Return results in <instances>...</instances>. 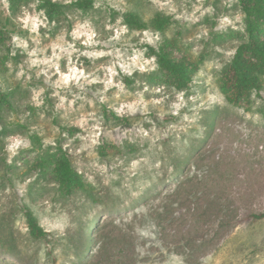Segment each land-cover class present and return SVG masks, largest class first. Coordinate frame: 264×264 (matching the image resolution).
<instances>
[{
  "label": "rangeland",
  "instance_id": "1",
  "mask_svg": "<svg viewBox=\"0 0 264 264\" xmlns=\"http://www.w3.org/2000/svg\"><path fill=\"white\" fill-rule=\"evenodd\" d=\"M41 1L0 0V264H264V85L248 109L221 85L240 1L55 0L53 19ZM161 45L202 61L189 87L161 78ZM51 154L88 189L62 196L35 166Z\"/></svg>",
  "mask_w": 264,
  "mask_h": 264
},
{
  "label": "trees",
  "instance_id": "2",
  "mask_svg": "<svg viewBox=\"0 0 264 264\" xmlns=\"http://www.w3.org/2000/svg\"><path fill=\"white\" fill-rule=\"evenodd\" d=\"M246 15V30L248 39L242 42L236 49L230 63L224 69L221 77V85L227 92V100L237 106H251L254 93L259 94L264 85V0H239ZM73 5L87 9L93 6V0H74ZM42 7L46 14L53 19L54 16H67L63 4L55 0H42ZM125 22L132 28L146 29L156 28L163 30L167 17H158L153 21H146L135 13H125ZM150 51L157 57L161 78L177 89H184L194 81L195 74L201 67V60H196L187 54L176 56L169 46L161 45L159 49L150 47ZM1 98L8 102L9 98L0 91ZM107 116L112 115L116 119H123L111 108H106ZM68 131H79L77 126H64ZM36 167L42 170H52L58 180L59 191L62 196L70 197L76 191H85L88 184L83 174L73 165L70 158L56 159L51 155L40 156ZM30 234L35 239L46 238L50 232L40 222L39 217L28 207L24 209ZM264 217V212L256 215Z\"/></svg>",
  "mask_w": 264,
  "mask_h": 264
}]
</instances>
